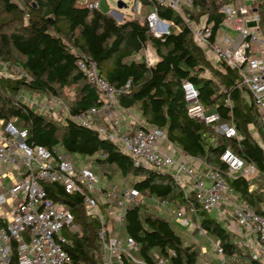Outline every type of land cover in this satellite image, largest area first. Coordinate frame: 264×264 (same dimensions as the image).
<instances>
[{"label":"trees","instance_id":"1","mask_svg":"<svg viewBox=\"0 0 264 264\" xmlns=\"http://www.w3.org/2000/svg\"><path fill=\"white\" fill-rule=\"evenodd\" d=\"M22 1L0 0V59L7 60L15 52L18 57L11 63L21 71L14 78L0 75V118L25 128L29 145L39 144L50 150L59 146L66 154H79L91 160L94 166H90L102 176H109V170L115 169L123 178L132 177L127 184L141 195L148 193L166 201L173 210L185 208L189 214L192 206L195 229L204 230L208 238L220 242L226 264L228 259L230 264H259L212 214L200 209L191 194L184 193L170 174L134 166L131 157L120 151L115 142L72 119L100 105L97 88L77 67L80 57H90L112 85L117 88L128 85L118 97L119 104L122 108L138 106L144 120L142 127H158L165 132L167 141L183 153L221 170H226L220 160L225 148L253 163L257 172L252 178L237 176L229 179V185L241 200L262 212L264 150L252 136L249 125L257 129L263 141L264 132L253 98L239 84L235 68L221 60L218 61L223 69L212 68L202 48L195 43L184 16L186 12L189 18L206 13L207 24H212L213 40L224 18L220 8L228 0H193L183 16L156 0H139L141 10L156 9L161 19L176 28L159 37L151 33L145 21L134 17L118 23L103 10V4L89 7L93 1L85 4H79L80 0ZM254 6L264 35V0H254ZM196 10L200 12L195 14ZM146 45H151L158 55V61L151 66L130 59ZM185 80L198 88L207 113H217L221 123L235 125L240 140L224 135L213 137L209 133L212 124L188 115L182 90ZM73 84H81L80 96L68 107V115L60 125L46 118L47 112H40L21 99L23 90L58 98L60 90ZM102 167L105 169L100 170ZM260 178L263 185L258 184ZM251 184L254 187L249 190ZM44 188L54 201L70 208L73 220L80 225V235L64 232L71 240L66 249L73 263L105 264L98 237L100 222L96 216L86 214L82 196L66 193L57 183L45 184ZM144 209L143 203L129 205L122 229L119 228L121 235L135 239L138 246L135 256L143 261L140 264H162L163 258L170 264H199L201 250L199 254L197 249L184 245L168 219L144 214ZM112 231L115 230L108 234H113Z\"/></svg>","mask_w":264,"mask_h":264},{"label":"built area","instance_id":"2","mask_svg":"<svg viewBox=\"0 0 264 264\" xmlns=\"http://www.w3.org/2000/svg\"><path fill=\"white\" fill-rule=\"evenodd\" d=\"M132 1L135 13L140 15V1ZM156 1L180 15L183 7L191 8L193 5V0ZM98 6V2L89 3V7ZM220 11L224 13L223 23L236 25V36H224L218 41L215 35L212 40V24L204 23L200 27L190 26L193 39L217 60L237 70L239 84L250 92L264 132V35L259 28V14L254 3L249 4L245 0H236L233 7L225 4ZM144 21L155 37L168 34L172 26L170 21L159 17L156 9L147 13ZM130 59L151 66L158 61V55L146 45ZM77 67L97 88L100 105L76 114L72 119L94 129L100 137L115 142L120 151L131 157L134 166L170 174L186 195H192L201 210L212 214L236 242L248 250L253 260L264 264V210L257 212L229 185V179L237 176L247 180L252 178L257 172L255 165L225 148L220 160L226 165V170H221L199 158L178 152L166 140L165 132L156 126L123 129L120 115L123 108L118 97L128 85L124 88L112 85L100 74L97 63L90 57H80ZM182 90L189 116L205 124L216 125L226 138L241 139L233 123H221L217 113H207L200 101L198 88L191 81H183ZM30 105L46 112L45 109L59 105V99L46 98L42 104ZM258 143L264 150V141L259 138ZM59 148L50 150L39 144L29 145L25 128L0 118V264H74L66 249L71 240L64 232L80 235L81 228L73 220L70 208L48 195L44 185L50 183L62 185L66 193L80 194L86 214L98 218V237L105 264H126L125 260L132 264L143 262L135 256L138 248L135 239L121 235L119 229L129 201L141 194L129 185L124 188L116 183L96 186L99 174L90 165H81L79 160ZM97 196L107 197V209L101 208ZM110 202H116L122 210L119 216L116 215L117 206L110 209ZM162 203L167 205L166 201ZM106 212H112L119 225L113 234H108L111 230L107 232L109 218H106ZM193 213L194 208L190 206L189 214L182 218L183 225L193 222ZM199 232L206 236L204 230ZM210 241L217 253L223 256L220 242ZM160 262L170 264L164 258ZM199 263L209 264L202 258H199ZM218 264H226L224 256Z\"/></svg>","mask_w":264,"mask_h":264},{"label":"rangeland","instance_id":"3","mask_svg":"<svg viewBox=\"0 0 264 264\" xmlns=\"http://www.w3.org/2000/svg\"><path fill=\"white\" fill-rule=\"evenodd\" d=\"M19 1L20 3H23L22 0H19ZM92 1L99 2L101 0H80L79 4H85L87 2H92ZM117 1L118 0H106V1L102 0V2L106 4L105 5L106 7L103 6V10H106L107 14L112 16L118 23L120 20L124 21L127 19H132L133 17H138L142 21H144L148 13L147 11H149L148 8L141 10V13L139 15V13L136 14L133 9L132 0H123L126 3V6H121V7L118 6ZM229 1L231 2L232 0H228V2ZM198 12L200 11L196 10L195 14ZM118 16H121V17L119 18ZM184 16H185L187 24H192V25L195 24L196 26H199V27L203 25L204 22L207 21V17H208L206 13H203L201 15L195 16L194 18H189L188 12H186ZM204 55L206 59L209 61V63L211 64L213 69H218V70L223 69L222 66L220 65V62L215 57L208 56L205 53ZM17 57H18L17 54L15 52H12L11 58L7 60L0 59V75H3L5 77H11V78L18 77L20 75L21 71L19 70V68H17L14 64L11 63L13 60H16ZM207 73L211 74L210 71H208ZM80 86L81 84H78V85L73 84V85L67 86L63 88L62 90H60L58 94L59 105H54L53 109H45L44 111H46L47 113H45L44 116L48 119L53 120L58 125L62 124L64 121L63 119L67 116L68 107L72 105L80 96ZM21 94H22L21 99L24 102L28 103L29 105L32 103L42 104L46 98L49 100L53 98L48 95H43L41 93H37L34 91H29V90H23ZM37 110L40 111L38 108ZM133 110L135 112L140 113L138 106H134ZM216 127H217L216 125H212L211 129L209 130V133H211L213 137L218 138L221 134H220V131L216 129ZM249 129H250V132L252 133V136L253 135L256 136V133L259 134L257 129L253 127V125H249ZM256 137L259 140V137L258 136ZM71 156L75 157L74 159H77V160L83 159L82 161H79L81 165L85 163L86 165L94 166V163L91 160H87L85 157L79 154H72ZM104 169L105 167L100 168V170H104ZM109 172L111 173L110 174L111 176L109 175L110 177H99L96 186H101V185L109 186L111 184L116 183L120 186V188L121 187L124 188L125 187L124 184H127L129 182V179H131V181L133 179L132 177H128V178H125L123 182L122 181L123 177L120 175V173L117 170L110 169ZM99 175L101 174L99 173ZM259 180L260 181H258V184L263 185L262 183L263 180L261 178ZM97 201L99 202V205L101 206L102 209H107L106 208L107 204H105V202L108 203L107 197L97 196ZM162 202L163 201H160L157 198L152 197L147 193V194L139 195L138 197L133 198V201H129V205L136 204V203H143V205L145 206L144 214H149V213L157 214V215H161L162 217L168 219L174 231L183 240L184 245H190L191 247L197 249V251H199V254H200V250L202 251L203 249H205L206 251L203 254H201L200 258H202L203 260H206L209 264H218L220 261V258H222L223 256L217 253L210 239H208L207 236L202 235L199 232V229H195L196 226L194 222H191V224L186 225V226L182 224V218L184 217V215L187 214L186 209L181 208V209L173 210L172 207L170 208L167 205L165 206L163 205ZM109 205L111 206L110 209L112 210L115 209L117 206L116 202H113V203L110 202ZM117 208L118 209H117L116 215L119 216L122 210L118 206ZM107 211H111V210H107ZM106 213H107V217L109 218V220L107 221L108 223L107 232L111 229L117 230L119 225L117 224V221L115 220V217L113 216L112 212H106ZM120 228L122 229V227ZM227 262H228L227 264H230L231 261H229L228 259Z\"/></svg>","mask_w":264,"mask_h":264},{"label":"crops","instance_id":"4","mask_svg":"<svg viewBox=\"0 0 264 264\" xmlns=\"http://www.w3.org/2000/svg\"><path fill=\"white\" fill-rule=\"evenodd\" d=\"M106 1V0H105ZM247 3H249V4H253L254 3V0H245ZM235 2H236V0H232L231 2L229 1V2H227V3H225L226 5H228V6H230V7H233L234 6V4H235ZM99 3V6H101L102 4L105 6L106 4H104L103 2H102V0L101 1H99L98 2ZM224 4V5H225ZM185 8H187V7H183V13H184V9ZM151 11V9H149V11H147L148 13ZM140 13H141V11H140ZM182 16H183V14H182ZM134 18V17H133ZM185 21H186V19H185ZM120 22H122V20H120L119 21V23ZM204 23H207V21L206 22H204ZM188 26L190 27V26H196L195 24H188ZM171 28H174L175 30H176V28L175 27H173V24H172V26H171ZM171 28H170V30H171ZM190 29H191V27H190ZM236 33H237V30H236V25H235V27L232 25V24H229V23H223V22H221V25H220V27H219V29L217 30V33H216V36H215V40H218V41H221L222 39H223V37L224 36H229V37H235L236 36ZM151 48H152V46L151 45H149ZM153 49V48H152ZM154 50V49H153ZM203 50V52L206 54V55H208V56H213V57H215L212 53H210L209 51H207V50H204V49H202ZM155 51V50H154ZM156 52V51H155ZM157 54V53H156ZM67 115H68V113H67ZM120 115H121V122H122V127H123V129H127V130H133V129H135V128H138V127H140V126H142V125H144V120H143V118L141 117V114L139 113V112H135L134 110H133V107H130V108H123V110L120 112ZM254 127V126H253ZM255 128V127H254ZM257 132V131H256ZM256 136H258L259 137V134H257L256 133ZM256 136H254L253 135V137L258 141V139H257V137ZM260 138V137H259ZM167 140V139H166ZM176 148V147H175ZM60 150H62V148L60 147L59 148ZM176 150L178 151V152H180L181 150H179L178 148H176ZM182 152V151H181ZM183 153V152H182ZM80 159V158H79ZM83 159H80L79 161H82ZM84 162V161H83ZM100 177H110V176H102V175H99ZM124 179L125 178H122V181L124 182ZM125 186H127L128 184H124ZM254 187V185L253 184H251L250 185V188L252 189ZM262 207H263V210H264V205H262ZM205 252L206 250L205 249H203L202 250V252Z\"/></svg>","mask_w":264,"mask_h":264},{"label":"water","instance_id":"5","mask_svg":"<svg viewBox=\"0 0 264 264\" xmlns=\"http://www.w3.org/2000/svg\"><path fill=\"white\" fill-rule=\"evenodd\" d=\"M117 4H118V6L119 7H121V6H126V3L123 1V0H118L117 1ZM119 18L121 17V16H118ZM250 24V23H249ZM253 24H255V23H253Z\"/></svg>","mask_w":264,"mask_h":264}]
</instances>
